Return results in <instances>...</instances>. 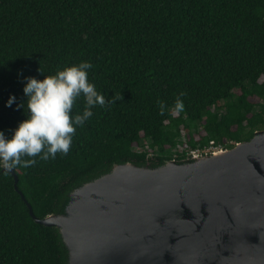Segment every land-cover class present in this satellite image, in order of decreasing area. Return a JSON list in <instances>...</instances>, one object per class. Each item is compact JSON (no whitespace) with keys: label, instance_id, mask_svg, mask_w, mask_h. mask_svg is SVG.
Returning a JSON list of instances; mask_svg holds the SVG:
<instances>
[{"label":"trees","instance_id":"obj_1","mask_svg":"<svg viewBox=\"0 0 264 264\" xmlns=\"http://www.w3.org/2000/svg\"><path fill=\"white\" fill-rule=\"evenodd\" d=\"M81 62L106 100L119 99L93 109L67 156L15 170L38 218L116 164L155 167L264 129V0H0V131L11 137L25 119L27 78ZM0 264H67L58 230L32 219L3 171Z\"/></svg>","mask_w":264,"mask_h":264},{"label":"water","instance_id":"obj_2","mask_svg":"<svg viewBox=\"0 0 264 264\" xmlns=\"http://www.w3.org/2000/svg\"><path fill=\"white\" fill-rule=\"evenodd\" d=\"M58 230L67 264H264V129L152 167L116 164L70 191Z\"/></svg>","mask_w":264,"mask_h":264},{"label":"clouds","instance_id":"obj_3","mask_svg":"<svg viewBox=\"0 0 264 264\" xmlns=\"http://www.w3.org/2000/svg\"><path fill=\"white\" fill-rule=\"evenodd\" d=\"M94 65L89 62L74 64L45 75L42 80L27 78L23 87L24 100L17 104L15 96H9L5 107L17 104L25 119L14 130L11 137L0 131V171L11 174L17 168L29 169L36 166L37 158L54 160L58 154L67 156L72 148L78 128L93 118V109L110 107L117 102L106 100L90 82L89 73ZM84 101L85 107L73 115L77 102ZM161 115L165 105H160ZM177 113L184 111L182 100L175 103ZM222 147L212 148L211 153ZM202 153V152H200Z\"/></svg>","mask_w":264,"mask_h":264},{"label":"rangeland","instance_id":"obj_4","mask_svg":"<svg viewBox=\"0 0 264 264\" xmlns=\"http://www.w3.org/2000/svg\"><path fill=\"white\" fill-rule=\"evenodd\" d=\"M149 148L147 147V145L145 144L144 146H143V148H139V151L140 150H148ZM206 152H208V150H206ZM200 153V151H194V152H192V154H199ZM202 153H204V152H202Z\"/></svg>","mask_w":264,"mask_h":264},{"label":"built area","instance_id":"obj_5","mask_svg":"<svg viewBox=\"0 0 264 264\" xmlns=\"http://www.w3.org/2000/svg\"><path fill=\"white\" fill-rule=\"evenodd\" d=\"M210 149H212V148H210ZM210 149H207V150L209 151Z\"/></svg>","mask_w":264,"mask_h":264}]
</instances>
